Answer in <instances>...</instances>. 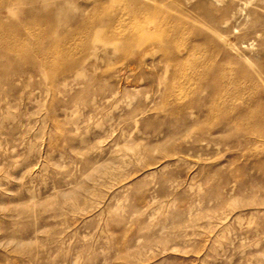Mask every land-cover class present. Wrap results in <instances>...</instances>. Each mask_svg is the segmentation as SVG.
<instances>
[{
  "label": "rangeland",
  "instance_id": "rangeland-1",
  "mask_svg": "<svg viewBox=\"0 0 264 264\" xmlns=\"http://www.w3.org/2000/svg\"><path fill=\"white\" fill-rule=\"evenodd\" d=\"M162 1L140 8L144 31L147 13L189 20L175 8L229 0ZM86 8L71 5L77 17L47 25L42 44V14L0 9V264H264V137L191 139L196 115L166 98L170 24L126 56L75 34ZM55 39L73 71L42 67Z\"/></svg>",
  "mask_w": 264,
  "mask_h": 264
},
{
  "label": "bare ground",
  "instance_id": "bare-ground-1",
  "mask_svg": "<svg viewBox=\"0 0 264 264\" xmlns=\"http://www.w3.org/2000/svg\"><path fill=\"white\" fill-rule=\"evenodd\" d=\"M185 1L190 4L192 0ZM243 1L238 8L235 0H229L200 11H196L194 4L191 9L195 15L175 8L189 20L161 15L160 11L147 13L145 31L137 19L140 8L161 7L162 0H112L111 4L108 0H0V9L23 15L26 23L31 17L42 14L39 21L46 27L39 32L34 30L42 44L51 31L47 25L76 18L69 12L70 6L78 3L87 7L88 12L78 20L75 34L92 41L95 47L124 43L126 56H140L144 44L154 40L156 25L165 30L170 24L176 36L170 45L173 56L169 63L171 80L166 86V98H172L175 104L172 113L184 110L186 115H196L186 125L189 137L202 141L217 132L233 129V136L244 137L248 133L251 139L257 140L264 137V128H255L264 124V0H256L252 5ZM128 2L134 6L128 7ZM99 26L105 27V32L91 37V31ZM55 40L58 44L39 48L42 67L48 71H73L79 61L69 62L59 40ZM134 42L139 43V48L131 52L128 47ZM11 48L29 63L34 62L32 51L16 45ZM94 49L87 50L85 56L96 55ZM194 123L203 124L196 133Z\"/></svg>",
  "mask_w": 264,
  "mask_h": 264
}]
</instances>
